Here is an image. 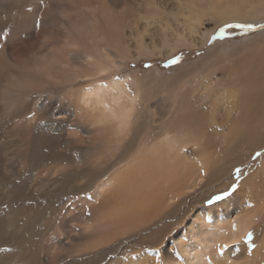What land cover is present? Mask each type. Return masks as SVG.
<instances>
[{
    "label": "bare ground",
    "instance_id": "obj_1",
    "mask_svg": "<svg viewBox=\"0 0 264 264\" xmlns=\"http://www.w3.org/2000/svg\"><path fill=\"white\" fill-rule=\"evenodd\" d=\"M138 1L136 9L133 0H0V154L11 142L15 159L29 167L7 171L0 182V264H40L39 247L29 252L30 229L42 211L36 209L43 205L40 200L57 191L77 194L83 204L113 198L103 223L65 235L64 252L74 256L58 258L85 264L98 245L150 221L196 182L216 177L223 164L245 167L257 150L260 155L248 171L242 169L232 196L195 214L198 224L188 228L192 240L178 238L181 260L172 264H264L261 34L241 47L215 43L205 57L174 73L150 70L132 77L126 71L127 61L139 56L203 45L209 37L201 31L204 18L242 20L264 13V0ZM152 27L156 36L148 33ZM46 36L52 41L44 42ZM148 117L156 123L154 132L133 148ZM72 144L84 152L98 146L117 149L119 168L95 182L108 162L61 166L67 153L58 147L67 151ZM242 150L245 157L234 153ZM188 152L194 157L189 159ZM40 161L53 163L51 172L31 183L30 171ZM86 174L88 180L78 184L76 177ZM255 230L250 251L243 238ZM127 264L153 263L142 253Z\"/></svg>",
    "mask_w": 264,
    "mask_h": 264
},
{
    "label": "rangeland",
    "instance_id": "obj_2",
    "mask_svg": "<svg viewBox=\"0 0 264 264\" xmlns=\"http://www.w3.org/2000/svg\"><path fill=\"white\" fill-rule=\"evenodd\" d=\"M133 1L135 8L137 9V4L139 1ZM162 1L170 3L172 0ZM173 10L174 6L170 7V11ZM253 19L257 20L255 21ZM216 23L212 20H208L207 18H204L202 21L201 31L205 33L209 32V37L203 45L199 44L190 48L182 47L170 55H157L156 57L139 56L137 58L138 61H127L128 65L126 67V71H130L132 77H143L145 73L150 70H157L159 73H174V71H176L181 65L185 63H193L196 60L205 57L209 53L210 47L215 43L224 42L228 48L232 45H239L241 47L242 41H245L247 38L251 37L255 38L260 34L262 40H260V43L264 42V13L247 15L243 17L242 20L236 19L229 22L218 21ZM247 24H251L253 27L250 29L239 27V25ZM221 29H223V33H221ZM148 33L156 36L158 30L152 27L148 29ZM150 38V36H145L147 42L150 41ZM31 40H33L32 37H30L27 41L31 42ZM51 41L48 36L45 37L44 42ZM176 57H179V60H177L176 63H169V61L174 60ZM230 59L233 60L231 57ZM218 69L225 70V67L221 66L218 67ZM220 70L216 73H220ZM132 71L134 73H132ZM123 73L124 72H121L119 75H122ZM33 117V120H35V115ZM155 125L156 123L152 118L148 117L144 121L143 131L136 135L135 146L133 148H135L136 145L140 143V141L145 138L147 134L154 132ZM68 129H71V127ZM61 145L65 148L67 147V144L63 142H61ZM85 145V143H81V146ZM73 147L74 148L67 151L61 147H58L63 152L67 153L61 158V166L81 167L87 163H109V166L104 165L102 166L103 168L99 170L95 182L100 181L104 177H111L112 173L117 171L119 168L120 164L115 162L119 161V159L122 158V155L120 153L118 155L117 149L115 148L113 149L98 146L87 152H84L82 150L76 149L78 146L73 145ZM220 148L221 154H223L224 147L220 145ZM14 149L15 146H13V143L9 142L7 148L4 149L0 154V172H2L3 179L0 180V182L2 184L4 183L3 174L7 175V171L26 169L28 167V164H26L24 160H19L18 158L15 159V156L12 153ZM234 153L239 155L242 154L244 157L246 155L243 150L240 151V153L239 151ZM257 153H259V150L255 151L249 156L248 163L245 164V167L223 164L220 168H218V172L215 174L216 177H210L211 179L203 178L200 183L196 182L195 186L191 190L187 192L184 191L180 196H178V199L170 203L169 207L166 206L163 211L155 214L150 221L148 220L137 224L132 228L126 229V231L120 236L116 237L115 240H106L103 244L98 245L94 250H92V257L85 264H127L128 259L132 255L142 253H147L148 256H150L151 262L153 264H172L173 259L181 260V256L179 254L180 247L177 241L181 237L186 240H192V236L188 228L198 224L197 220H195V214L199 211H206L207 208H213L217 204H220L223 200L232 196L236 189L240 187L239 183L243 179L244 170L242 171V169L247 168L248 171L249 166H251V164H255V159L258 157ZM81 154H83V156H81ZM188 155L190 157L189 159L194 157L193 153L188 152ZM228 160H230V163H233L236 159L231 157ZM51 166H53V163L49 164L42 161L37 163L35 165V169H31L30 171V182L32 183L31 179L34 181L36 177L43 176L44 173H50L51 171H49L48 168ZM237 169L239 170L238 172L236 171ZM37 173L39 175H36ZM202 175L205 176L208 175V173L203 171ZM87 180V174L78 175L76 177V182L78 184H84ZM95 184L96 183L91 184L86 189L84 194H80L82 195L81 197H86V195L89 194V190L93 188V186L95 187ZM1 187L2 186H0V188ZM225 192H228L229 194L224 196L223 193ZM216 196H221L222 198L216 200L214 199ZM181 198H184L185 200H182ZM43 199H41V202L39 203L43 205L41 207L40 205L36 207V209H42V211L39 213L40 216L36 222L32 223V227L30 229L31 236L29 252H31L32 246L36 245L40 249H38V253L40 254V264H72V262H66L65 258L62 260L58 258V254L74 256L73 253L67 254L64 252L68 249L66 244L67 239L65 238L66 233H75V227L76 229H79L95 225L94 221L103 223L105 216L112 208L113 198L108 197L107 199L98 202L100 199L99 198L97 201L90 200L83 204L82 202L84 201L82 199V202H80L81 199L79 198V195L68 193V190H64L62 192L57 191L56 193L49 195L48 199ZM78 199L80 200L78 201ZM102 202L104 203L101 204ZM79 205L81 207L83 205V209L80 208ZM15 209L17 210L19 208L16 207ZM84 218L86 219L85 222L83 221ZM256 231L257 230L253 232L249 231L252 234L250 239L247 238V234L244 235L243 242L248 244L247 248L249 250L250 244L255 246L254 235L257 234ZM58 238L62 239V242H60ZM116 241L118 242L117 244H115ZM253 248L254 247H252L251 250Z\"/></svg>",
    "mask_w": 264,
    "mask_h": 264
},
{
    "label": "snow or ice",
    "instance_id": "obj_3",
    "mask_svg": "<svg viewBox=\"0 0 264 264\" xmlns=\"http://www.w3.org/2000/svg\"><path fill=\"white\" fill-rule=\"evenodd\" d=\"M239 27H243V28H246V29H250V28L253 27V25H251V24L239 25ZM221 33H223V29H221ZM177 60H179V57H176L174 60L169 61V63H176ZM257 155H260V153H257ZM236 171L238 172L239 170L237 169ZM233 187H235V186H233ZM228 194H229L228 192L223 193L224 196H227ZM221 198H222L221 196L214 197V199H216V200H219ZM251 235H252L251 232L247 233V238L250 239ZM223 247L224 248H228L229 246L227 244H225ZM252 247H254V245L250 244L249 245L250 250H251ZM2 250L3 249H0V251H2ZM220 251L222 252L223 251V248H221Z\"/></svg>",
    "mask_w": 264,
    "mask_h": 264
}]
</instances>
